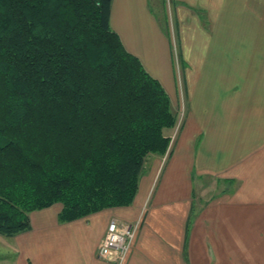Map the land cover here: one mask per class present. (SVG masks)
Segmentation results:
<instances>
[{
  "label": "crops",
  "instance_id": "1",
  "mask_svg": "<svg viewBox=\"0 0 264 264\" xmlns=\"http://www.w3.org/2000/svg\"><path fill=\"white\" fill-rule=\"evenodd\" d=\"M168 2L111 8L126 49L184 109L168 155H150L128 206L68 222L60 202L30 212V230L0 234V263L110 264L98 251L115 219L137 225L123 264H264V0Z\"/></svg>",
  "mask_w": 264,
  "mask_h": 264
},
{
  "label": "trees",
  "instance_id": "2",
  "mask_svg": "<svg viewBox=\"0 0 264 264\" xmlns=\"http://www.w3.org/2000/svg\"><path fill=\"white\" fill-rule=\"evenodd\" d=\"M112 2L0 0L3 236L59 202L61 222L130 205L171 146L170 95L112 28Z\"/></svg>",
  "mask_w": 264,
  "mask_h": 264
},
{
  "label": "built area",
  "instance_id": "3",
  "mask_svg": "<svg viewBox=\"0 0 264 264\" xmlns=\"http://www.w3.org/2000/svg\"><path fill=\"white\" fill-rule=\"evenodd\" d=\"M136 228L137 225L132 223L112 220L107 227L98 255L110 264H123L132 246Z\"/></svg>",
  "mask_w": 264,
  "mask_h": 264
},
{
  "label": "rangeland",
  "instance_id": "4",
  "mask_svg": "<svg viewBox=\"0 0 264 264\" xmlns=\"http://www.w3.org/2000/svg\"><path fill=\"white\" fill-rule=\"evenodd\" d=\"M166 3H167L168 8L170 9L168 0H166ZM172 22H173L172 18L170 19L169 22H165L166 23L165 27L167 26L165 29L168 31V33L170 34V36L172 38L173 45H174V53H175V56L177 57L178 56L177 53H178V45H179V43H178V39L176 37L177 36L176 29L173 28ZM169 23H171L172 27L169 26ZM240 25H238V26L240 27ZM238 31H242V29L240 28L239 30H237V27H236L234 29V33H232V34H236V32H238ZM176 62L178 63V60H176ZM172 108L174 109V112L177 114L178 120H177V123H176V125L174 127L166 130V134L171 137L172 142H171V146H169L168 151L165 154H163V155H166V154L168 155V153H169V151H170V149L172 147V144H174V142L176 141V138H177L178 132H179L181 126H182V120H183V117H184L183 113H182L184 111V109H183L182 106L181 107L179 106V103H178V105H175V106H173V104H172ZM155 155H157V154H155ZM163 155L161 154V155H158V156H163ZM148 160H150V156L147 158V161ZM147 161L145 162V167H146ZM6 254L7 253L5 251H2V250L0 251V257H2V255H6ZM0 264H3V263H0Z\"/></svg>",
  "mask_w": 264,
  "mask_h": 264
}]
</instances>
